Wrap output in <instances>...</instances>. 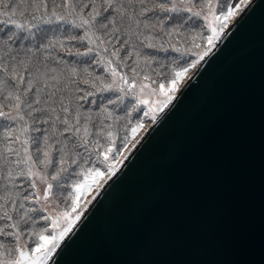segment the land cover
Instances as JSON below:
<instances>
[{"label": "snow or ice", "instance_id": "1", "mask_svg": "<svg viewBox=\"0 0 264 264\" xmlns=\"http://www.w3.org/2000/svg\"><path fill=\"white\" fill-rule=\"evenodd\" d=\"M250 3L0 0V264H66L148 146L138 133L169 121Z\"/></svg>", "mask_w": 264, "mask_h": 264}, {"label": "water", "instance_id": "2", "mask_svg": "<svg viewBox=\"0 0 264 264\" xmlns=\"http://www.w3.org/2000/svg\"><path fill=\"white\" fill-rule=\"evenodd\" d=\"M249 7L229 48L143 137L66 264H264V0Z\"/></svg>", "mask_w": 264, "mask_h": 264}, {"label": "rangeland", "instance_id": "3", "mask_svg": "<svg viewBox=\"0 0 264 264\" xmlns=\"http://www.w3.org/2000/svg\"><path fill=\"white\" fill-rule=\"evenodd\" d=\"M252 1V0H251ZM193 75V73H190V76H192ZM188 82V80H186L185 81V84ZM185 84L181 87V89L185 86ZM151 126H152V124H151V121L149 120V121H147L146 122V128H147V130L145 131V130H141L139 133H138V135H137V138H140V137H144L145 135H146V133L149 131V129L151 128ZM134 150V149H133ZM131 154V153H130ZM129 154V155H130ZM96 193L95 192H93V193H85V195H84V197L82 198V202L84 201V200H88V199H91V196L92 195H95ZM90 206V205H89Z\"/></svg>", "mask_w": 264, "mask_h": 264}]
</instances>
